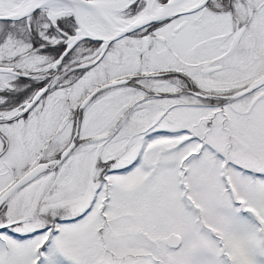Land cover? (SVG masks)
<instances>
[{"label":"snow or ice","instance_id":"obj_1","mask_svg":"<svg viewBox=\"0 0 264 264\" xmlns=\"http://www.w3.org/2000/svg\"><path fill=\"white\" fill-rule=\"evenodd\" d=\"M0 264H264V0H0Z\"/></svg>","mask_w":264,"mask_h":264}]
</instances>
